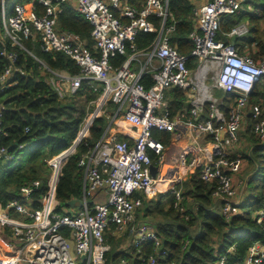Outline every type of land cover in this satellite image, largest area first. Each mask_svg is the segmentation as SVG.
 <instances>
[{"label":"built area","instance_id":"2783aa9c","mask_svg":"<svg viewBox=\"0 0 264 264\" xmlns=\"http://www.w3.org/2000/svg\"><path fill=\"white\" fill-rule=\"evenodd\" d=\"M248 1L191 0L192 48L185 55L171 40L176 21L169 0L15 1L10 3L8 19L5 4L9 2L0 0L1 43L10 41L32 55L60 97L75 95L82 83L91 81L97 82L90 87L98 92L87 101L71 143L47 159L44 191L34 197L41 185L34 180L20 186V199L0 205V232L7 236L3 241L0 235V264H113L108 257L109 235H125L119 250L137 253L136 262L120 256L116 264H175L159 261L166 251L160 248L153 225L136 219V211L141 195L151 198L167 193L183 215L182 181L195 170L213 186L211 196L220 201L226 218L242 213V189L237 187L241 181L235 180L243 160L233 154L248 94L264 76V52L256 54L254 40L250 44L240 40L249 33L245 23L235 22L223 31L220 17L239 13ZM64 4L88 20L91 49L78 33L55 27ZM143 33L153 37L139 47L136 40ZM23 38L38 40L44 51L63 52L79 67V73L49 68L22 45ZM127 51L125 59L114 65L111 58ZM0 54L8 59L0 74L2 90L14 72L24 70L15 65V53L3 46ZM190 59L193 67L188 64ZM171 88L184 92L188 105H183L187 108L183 107L182 117L171 114L165 97ZM251 109L253 133L264 139V112L258 104ZM105 114L108 120L100 139L77 161L84 174L79 205L70 211L58 210L56 190L62 166L89 136L95 120ZM162 132L185 139L176 165L170 168L165 165L167 146L155 135ZM3 156L6 149L0 147ZM151 164L156 165L154 175ZM99 189L105 191L104 199L88 201ZM253 216L260 221L264 210L254 211ZM15 243L21 246L13 248ZM146 244L155 253L144 255L141 251ZM263 259L264 245L255 241L236 264H259ZM215 264H227L226 257L220 255Z\"/></svg>","mask_w":264,"mask_h":264},{"label":"trees","instance_id":"16d2710c","mask_svg":"<svg viewBox=\"0 0 264 264\" xmlns=\"http://www.w3.org/2000/svg\"><path fill=\"white\" fill-rule=\"evenodd\" d=\"M7 1L13 3L25 0ZM247 4L255 8V11L246 10L251 26L248 35L240 40H256V54L263 53L264 35L259 32L260 24L257 26L255 22L264 19V0H250L244 3L245 6ZM169 6L176 21L172 43H176L177 49L188 55L192 48L189 35L194 28L191 18L192 4L189 0H169ZM238 14L222 15L221 29L228 31ZM242 14L244 12L240 13ZM55 27L78 33L85 39V46L92 48L88 20L67 4L59 12ZM152 37V33L140 34L136 40L137 46H144ZM22 45L51 69L63 70L71 75L79 73V67L61 51H44L39 47L38 40L29 38H23ZM3 46L7 51L16 54L15 65L24 72H14L7 80L9 84L0 90V147L6 149L8 156L0 158L1 206L20 199V186L34 180L41 183L34 197L44 191L49 172L47 159L71 143L86 113L87 101L95 99L98 94L90 87L91 83L97 82L91 81L88 84L82 83L80 91L75 95L60 97L45 81V75L41 74V65L32 55L10 41L0 42V51ZM128 53L129 51L126 54H115L111 61L114 65H119ZM188 64L190 67L194 66L192 59ZM7 65L8 59L0 54V74ZM216 94L221 96L222 91L216 90ZM165 97L173 114L182 102L184 104L185 95L179 88L167 90ZM257 104L260 111L264 112V76L254 84L248 94L243 120L251 144L247 152L241 155L246 164L240 176L243 184L239 203L242 213L226 218L222 214L220 201L213 200L211 196L213 186L204 182L197 170L188 173L182 183L183 215L173 207V197L169 194L160 193L156 198L141 195L136 219L147 221L155 228L161 241L160 248L166 251L159 256L161 263L173 260L175 264H215L220 255H224L227 264H236L244 259L253 242L259 241L264 245V216L260 221L253 216L254 211L264 210V139L251 133L254 123L251 107ZM110 106H113L112 103ZM106 123L105 116L98 117L90 128L89 136L77 145L76 151L62 166L56 190L58 210L66 207L70 200L82 196L83 172L78 168L77 160L100 139ZM240 129L242 133L243 130ZM155 135L165 144L171 140L166 132ZM0 235L5 240L1 232ZM124 237L125 235L107 236L110 244L108 257L113 264H116L120 256L133 259L134 262L137 260L135 251L119 250ZM141 252L144 255L155 253L151 244L143 246ZM259 264H264V259Z\"/></svg>","mask_w":264,"mask_h":264},{"label":"crops","instance_id":"0c3cea01","mask_svg":"<svg viewBox=\"0 0 264 264\" xmlns=\"http://www.w3.org/2000/svg\"><path fill=\"white\" fill-rule=\"evenodd\" d=\"M189 1H191V0H189ZM219 96V95H218ZM186 98H185V100H184V104H183V102H182V105L177 109V112L176 113H171L172 115H179L180 117H182V116H184L183 115V107H186V106H183V105H186ZM187 108V107H186ZM180 110H181V112H180ZM179 112V113H178ZM102 116H105L106 118H107V114H105V115H102ZM107 120H108V118H107ZM106 125H107V123H106ZM105 125V126H106ZM179 127H183V124H180L179 125ZM120 129H124V126H122ZM166 133H168V132H166ZM169 135H170V137H171V140L168 142V143H166L165 145L167 146L166 148H167V150L165 151V153H166V157H165V165H167V166H169V168L170 167H173L174 165H176V163H177V161H176V158H177V152H178V150L179 149H181L182 147H183V143H184V140H183V138L182 137H176V135H172L171 133H168ZM119 138H124V135L123 134H120L119 135ZM181 143V144H180ZM239 144L240 145H247L246 143H245V141L243 140V139H241L236 145H235V147H234V154L233 155H238V157H240V158H242L241 157V155H242V153H237V149H236V146H239ZM82 155V154H81ZM80 155V156H81ZM243 160V159H242ZM78 161V160H77ZM245 161L243 160V163H242V167H241V170H240V172L236 175V182L238 183L239 181H241V179H240V176L242 175V172L244 171V169H245ZM78 166V165H77ZM78 168H80L79 166H78ZM81 169V168H80ZM82 172H83V169H82ZM83 178H84V174H83ZM182 183H183V181H182ZM242 181H241V183H240V185L238 186L237 185V187L239 188V191L242 189ZM82 188H83V184H82ZM163 194H167V193H163ZM144 196V195H143ZM104 197H105V191L103 190V189H99V190H97L96 192H94L91 196H88L87 198H88V201H93V200H103L104 199ZM145 197V196H144ZM81 198H82V196L79 198V199H72V200H70L69 202H68V204H67V206L66 207H64L63 208V210H68V211H70V210H74L75 209V207L76 206H78L79 205V202H80V200H81ZM240 198H241V195H240ZM5 235V234H4ZM5 240H3V241H7V236L5 235ZM2 252H6V248H3V251Z\"/></svg>","mask_w":264,"mask_h":264},{"label":"rangeland","instance_id":"374dc122","mask_svg":"<svg viewBox=\"0 0 264 264\" xmlns=\"http://www.w3.org/2000/svg\"><path fill=\"white\" fill-rule=\"evenodd\" d=\"M5 8H6V18L8 19L9 15H10V11H11V5H10V3H6L5 4ZM246 10H250V11L254 10L255 11V8H252V6H250V4H247V6L244 5L243 10L241 9V11L239 12V14L237 13L238 14V16H237L238 18L235 20V22H243V23H245L247 25V27L249 29L251 25L249 23V20L246 17V14H247ZM242 12H244V14L240 15V13H242ZM255 23L257 24V26L260 24V26H259V30L260 31L259 32L264 35V19H262V20H260L258 22H255ZM255 23H251V24H255ZM254 41H255V46H256L255 48L258 50L257 42H256V40H254ZM247 43L250 44L251 41L250 42H247ZM219 93H220V91H219ZM86 106H87V104H86ZM241 128H242L243 131H242V133H241V129L239 131V141L241 139H243L247 145H240L239 144V146H236V149H237V153L238 154L239 153H246L247 150H248L249 145L251 144V140H249V135H248L249 133L246 134V132H245V124H244V122L242 123ZM251 133H253L252 128H251ZM154 198H156V197H154ZM159 198L164 199L166 197H164V198L159 197ZM124 241H126V239ZM20 246H21L20 243H15L13 245V248H18Z\"/></svg>","mask_w":264,"mask_h":264},{"label":"water","instance_id":"95a60500","mask_svg":"<svg viewBox=\"0 0 264 264\" xmlns=\"http://www.w3.org/2000/svg\"><path fill=\"white\" fill-rule=\"evenodd\" d=\"M150 171H151V174L154 175L155 171H156V165L151 164L150 165ZM81 257L83 258V255Z\"/></svg>","mask_w":264,"mask_h":264}]
</instances>
